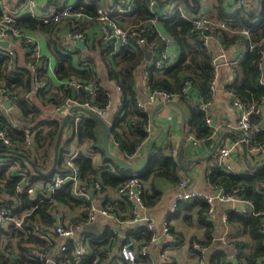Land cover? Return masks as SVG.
<instances>
[{
    "label": "trees",
    "instance_id": "1",
    "mask_svg": "<svg viewBox=\"0 0 264 264\" xmlns=\"http://www.w3.org/2000/svg\"><path fill=\"white\" fill-rule=\"evenodd\" d=\"M257 1L258 7L254 12L246 10L245 6L250 4L246 3L240 9L228 14L223 9L222 0H213L211 12L209 15L207 14L216 22L224 21L226 23L225 29L213 32L214 37L218 38L220 53L227 54L228 50L240 40L245 42L246 49L241 60L232 66L234 81L226 88L237 99L250 103H259L264 98V85L260 84L258 80L261 73L259 64L264 50V0ZM132 3L133 6L130 12L118 16L114 14V19L112 18L113 15L110 14L111 18L116 22L120 21L118 24L128 32L133 31V29L136 31L142 29L143 31L134 35L127 44L115 51H113V42H103L100 39V41H91V44L87 45L84 50L75 48L74 53H66L62 44H60L59 28L50 31L51 25H44L38 21L37 17L28 16L19 20V24L24 29L35 30L39 36L42 35L46 39L47 56L42 55L38 59L32 58L37 69L38 82L52 84L48 73V61L51 59L55 63L53 74L61 82L72 78L85 82L95 80L100 85L99 78L95 76V69L100 66L99 68H102L103 73L105 72L107 80L113 81L119 86L121 100L108 132L110 139L118 145L122 152V155H120L121 160L126 162L130 161L129 157L136 152L137 146L142 144L147 137L142 126L150 120V116L147 112H141L138 109L136 105L138 96L134 86L136 73L146 63V51L151 50L153 53L149 60L150 64L146 65V72L149 77L148 87L176 94L178 96L177 100L188 97L189 93L182 91L186 81L189 82L191 89L198 91L202 99H211L213 94H211L209 84L214 75L213 62L215 57L220 54L214 53L211 47L209 49L204 48L199 39L200 32L191 31L190 22L179 13L180 11H185L188 14L200 12L203 6L201 0H159L158 7L160 8L170 4H175L177 8L176 13L170 19L160 20L157 26L164 32L165 36L173 39L179 56L176 61L164 65L160 70L155 69L154 64L161 58L163 52V41L158 37L157 29L149 23L151 14L147 5L148 0H132ZM50 4L57 5L58 0H47L46 5ZM97 6V0H76L73 12L90 16L92 19L76 21L73 27L84 32L85 29L89 30L93 21H95ZM241 26L249 27L251 30L249 38L242 37L239 34ZM141 38L144 40L143 43H139ZM250 44L253 45V48L248 51ZM9 59L0 56V80H4L15 99L17 107L21 110L22 115L26 117L25 121L20 123L25 127L33 125L35 129L42 127V130L38 133L39 135L35 136L37 146L45 147L42 161L37 162L32 157L31 152L24 151V154L32 160L34 166L40 172H46L53 163L54 144L61 122L59 119L48 121L50 113L44 108L49 101L55 102L54 105L58 106L66 98H73L76 103L82 105L87 100V96L82 92L78 95L72 94L71 90L62 82L58 86H52V89L56 90V94L49 96L46 95L47 90L41 89L37 94L25 99L24 94L33 90L34 87L32 72L27 67L10 71L8 69L11 63ZM25 62L26 58L24 59ZM59 92L64 93L61 100L58 97ZM109 96V91L103 89L100 85V93L96 96L93 104L104 107L110 102ZM258 116L252 115L251 121L258 124L256 121ZM205 119L206 116L199 109V104L198 106L192 105L189 125L195 128L194 134L201 141H208L210 135V130L205 126ZM0 120L5 126L7 125L5 119L0 117ZM100 131L101 127L97 120L88 114L81 113V118L77 126L72 129L70 137L64 138L62 135L53 174L63 172V156L69 152L70 142L75 138L77 144L83 147V150L78 152L74 159L80 181L86 183L88 187H91L94 182H98L101 185L102 192L107 188H117L122 184L133 170L119 168V171H117L119 165L107 159L101 148L102 134ZM11 134L17 137L19 141L23 140L21 133L17 134L11 131ZM255 142L264 145V132L256 134ZM95 151H98L100 157L109 163L112 168L108 167L98 172L91 159V155ZM20 160L28 171V184L44 183L49 179L50 176L44 177L37 174L35 169L23 158L20 157ZM263 160L264 155L263 157L261 155V159H258L255 165H259ZM4 173V171H0V182L4 181L11 196L19 201L17 212L29 210L30 208H32V211L24 219L23 230L14 231L9 229L14 243L8 246L11 249L10 251L6 249L0 251V264H43L31 259L28 255L32 250L39 251L50 247L46 240L38 238L34 233V225L39 226L40 231L43 233L50 235L47 229L50 226V211L52 208L57 203L66 207L69 206V209H74L80 204L72 197L70 185L68 184L53 195L54 203L44 202L34 207V200L29 199L25 194L15 193L14 186L18 179L9 180ZM137 173L143 183L142 200L147 208L156 205L161 198V191L153 184L154 179L165 178L173 184L180 182L175 160L166 151L165 145H153L145 164ZM207 176L213 188L222 189L229 195L250 202L252 208V211L246 213L232 210L225 213V222L231 230L229 241L234 245L233 259L229 260L227 253L223 250L216 251L211 255L210 264H264V234L262 232L264 191L260 187L261 182L264 180V164L248 168L242 174L229 173L214 165L210 167ZM145 184H147V187H145ZM193 201L196 202L195 205L199 206V215L202 216L204 213L205 218L208 205L200 199ZM123 203L126 204V201ZM83 205L82 208H86V210L82 211L79 219H71V225L79 226L80 224L77 223L87 219L88 202L83 203ZM104 207L106 206L104 205ZM104 209L107 210L108 208ZM108 210L109 213H115L110 209ZM126 218L127 216L117 217L119 221ZM205 228L204 238L206 239L205 242H208L211 226L206 223ZM138 230L139 233H137L138 235L135 234L136 236L146 234L141 246L147 245L151 241L150 235L142 227H139ZM86 238L88 255L79 264H100L108 257V259L111 258L110 260L117 257L114 248L119 247L121 242L118 243L115 234L108 228L101 235H90ZM130 238L131 234H128L126 239ZM73 247V244L68 242L66 250L60 252V256H58L60 259L57 258L58 261L68 260L72 264ZM196 251L201 252L200 250Z\"/></svg>",
    "mask_w": 264,
    "mask_h": 264
},
{
    "label": "crops",
    "instance_id": "2",
    "mask_svg": "<svg viewBox=\"0 0 264 264\" xmlns=\"http://www.w3.org/2000/svg\"><path fill=\"white\" fill-rule=\"evenodd\" d=\"M1 1L6 6L10 5L11 6L10 9L15 10L18 13L22 11L23 13L20 19L31 16V17H37L39 21L40 17L51 12L54 8L58 7L62 1L65 0H58L57 5H52V4L46 5L47 0H1ZM234 1L235 0H222L223 9L228 14L233 13L230 10V6ZM212 2L213 0H201V3L203 5L201 7V11L209 15L211 12ZM97 3H98L97 8L102 7L103 9L108 10L110 14L113 15L112 16L113 19L115 18L114 14L118 16L123 13L130 12L124 10V7L122 5L120 4L115 5L114 3H108L107 0H97ZM247 3H250L248 6L247 5L245 6L248 12H254V10H256L258 7L257 0H249L247 1ZM157 7H158V3H157ZM164 7L162 8L158 7V8L163 9ZM28 11L30 13H28ZM74 19L76 21L87 20V19H81V16H77V15H74ZM76 21H71V22L67 21L59 26L51 25L50 31L56 28L60 29L58 35L60 44L63 45L64 38L67 36L69 31H71L74 28L73 24ZM90 27L91 28L89 30L85 29L86 37L85 40H83L85 43V47L87 45H90L91 41H100V39L97 36H95V33L98 28L97 22L93 21L92 26ZM156 29L158 32L164 34V32L160 28H158L157 25H156ZM32 32L38 37V48L41 54L47 56L48 49H47L46 39L42 35L39 36L37 31L34 30ZM5 42L7 43L6 45H8V40L0 41V45L3 46V43ZM75 42L73 43L74 46L72 48L71 53H74L76 50L75 48H78L75 45ZM3 47H7V46H3ZM210 47L213 49L214 53L221 52L217 37H214V39H212L210 43ZM245 49H246L245 42L241 40L237 44L233 45L231 49L228 50L227 54H225L230 65L229 66L221 65L218 70L216 88L211 99L209 100V105H208V114L212 121L211 125L214 126L215 131L214 133H211L210 131L209 138L207 139L208 141H201L199 138H197L194 134L195 128L189 125V121L191 118V106L192 105L198 106L199 104L198 91L190 88L188 90L189 94L188 97H186V99L168 101V102L156 100L153 104L147 106L146 112L150 116L151 121L152 118L155 121L153 128L155 134L154 137L152 138L154 139V142L152 143L149 151L147 152L146 146L150 141L145 140L142 144L137 146L136 152L131 157H129L130 161L129 162L124 161V162L128 164L140 165L143 163V161L147 160V157L150 151L152 150L153 145H162V146L165 145L166 151L175 160L178 169L177 174L179 176V179L181 180L184 178L186 180L185 190L195 191L207 195L212 194L213 185L209 183L207 175L210 171V167H213L214 164L216 163V150L220 145L232 141H238L240 138V133L237 130H235L236 108L232 104L234 95L231 92H229L226 87L233 83L234 74H233L232 66L237 64L241 60ZM145 54L147 55L148 59H145L146 61L145 65L143 64L140 70L136 73V79L134 83L136 95L141 101H145L147 98L148 89L145 83L144 72L146 71V65L148 66L150 64L149 60L153 56L151 50H147ZM178 56H179V52L175 45V50L170 56L171 60L169 61V63L176 61L178 59ZM24 59H25L24 50L16 49L15 56L12 59H9L11 63L9 64L8 69L10 71H15L18 68H22V67L26 68ZM54 65L55 63L52 62L51 59H49L48 73L52 84L50 85L45 84V86L42 88L48 91L46 95L49 96L56 94V90L52 89V86L53 87L58 86L62 82L67 80L66 79L61 82L60 80H57L55 78L53 74ZM99 67L100 66L96 67L95 69V76L99 78L100 80L99 83L101 87L109 91L110 94L109 108L106 111V113L102 116L103 120L107 123L109 129L111 126L112 119L116 115V111L121 100L120 98L121 95L120 92L117 91L115 88V82L107 80V78L105 77V72L103 73L102 68ZM84 68L86 67L84 66ZM259 68L261 70V79L264 85V50L261 55ZM71 92L72 94H74L72 90ZM34 94L37 93H31V95ZM63 96L64 93L59 92L58 97L60 98V100L62 99ZM54 103L52 101H49L47 106L44 108L47 112L49 111L50 113L49 118L51 117L53 110L56 106L54 105ZM72 106H78V105H72ZM16 110L18 115H15L13 112H11L10 115L12 116V121L14 123L17 122L20 125L21 124L20 122L25 121L26 117L22 115V112L18 107ZM74 113H78L81 115V112L78 111ZM64 114L57 115L53 120L59 119L61 122V118ZM15 118H17L16 122H15ZM48 121H52V120L48 119ZM256 121L258 123V126L264 128V103L261 106V111L259 116L256 117ZM68 123L66 124V126L68 125ZM8 125L9 124L7 123L6 126ZM66 126L64 127L63 130L64 133H62L64 138H68L70 137V134H72L71 132L72 129L68 130L70 128L69 126H67V129L65 130ZM205 126H207L209 130H211L209 125L206 124ZM31 127H33V125ZM41 130L42 127L41 128L38 127L36 129L35 136H38L39 135L38 133ZM100 132L102 134L101 138L103 140L102 128ZM63 136H61V138ZM193 140H199L197 141V145L192 144ZM34 147L35 150L32 153V157H34L37 162H41L45 147H38L36 144V139H35ZM101 148H102V143H101ZM108 148L110 154L113 157L121 160L120 155H122V152L118 147V145L110 139L109 135H108ZM1 149L4 148L0 146V154L6 153ZM82 150L83 147L79 146L77 144L76 139L73 138L69 145V152L78 153ZM13 155L17 156L20 159V156L16 154ZM263 155L264 154H262V157ZM106 158L119 165L117 171H119V168L127 169L120 162L115 161L109 158L108 156H106ZM91 159L98 172L108 167L112 168L109 163L105 162L103 158L100 157L98 151L92 153ZM258 159H261V155L259 156V158L256 159L251 158L246 153L245 147L242 144H238L236 149L231 154L230 163L233 166L235 173L242 174L248 168L258 167L260 164L264 163L263 160L261 163H259V165H255ZM153 184L161 191V198L156 205L150 208L145 207L143 204V208H141L140 212L142 215L150 217L157 226L167 225L168 228L170 229V234L173 240L167 242L166 237H164L163 235H159L154 241L152 242L150 241L147 244L149 245L148 247L149 256L147 257L138 256L137 264H199V262L201 261L200 260L201 257L203 258L202 264H210L211 255L214 252L221 250L227 253L229 260L233 259L232 256L234 251L233 250L234 245L233 243H231V241H229L231 230L228 228L225 222V213L231 210L232 202L230 201L218 202L215 205L213 215L211 217L205 216L204 218V213L202 216L199 215L198 212L199 206L197 204L195 205L196 202H194L193 200L180 201L179 203H177V206L175 208L172 207V200L180 188L179 181L176 184H173L170 181H167L165 178H156L153 180ZM145 187H147V184H145ZM117 189L118 187L107 188L103 192L101 191V193L92 192V190H90V193L88 194L89 200H85V199H75L72 195L71 186H70L71 195L75 200L79 202L80 206L74 209H69V206H67L68 207L67 208L64 205L60 203L56 204L55 202L56 205L50 211V216L52 218L53 212L58 211L63 217V223L66 226L69 225L72 226L71 219L73 218L79 219L82 214V211L86 210V208H82L84 207L83 203L85 202H88V206L94 205L98 208H102L105 205L108 209L115 212L119 217L127 216V218L124 220L120 219L124 223H120L118 225H113L112 220L102 215H96L93 221H88L87 219H85L83 222L77 223L80 224L79 225L80 227L74 231L73 241L76 242L81 237H85L86 250L88 247L86 236L101 235V233H103L104 230L107 228L111 231L112 228H115L121 234L122 233L129 234V232L136 227L132 223H127V221L130 218H132L131 205L123 196H121L117 192ZM124 201H126V204L123 203ZM110 213L114 216H117L115 213L112 212ZM206 223H208L211 226L210 239L208 240V242H205L206 239L204 238ZM34 229H35L34 233L37 235L38 238L46 240L47 243L50 244V254L56 260V264H70V261L68 260L58 261V259H60L58 256H60V252H61L59 251V248L62 245L61 242H64L67 245L68 242L70 243V241L68 240L65 241L63 239H60L54 234V231L51 227V221H50V226L47 229V232H49L50 235H47L42 231H40V227L37 225H34ZM1 232L2 233L0 234V251L3 249L10 251L11 249H9L8 246L13 245L14 243L10 231L9 229H7V230H2ZM145 235H146L145 233L139 236H136L135 234H131V239H133V242L135 244V249H138L139 246L143 245V239H145ZM115 236L119 243L120 242L119 237H117L116 234ZM196 245L199 247V249L193 248ZM196 250H200L201 252ZM34 251L36 252V250ZM118 251H119V247L114 248V252L116 253V254L114 253L115 256H118ZM161 254H164L165 257L162 258L160 256ZM28 255L30 256V252ZM73 259H74V247H73L72 260ZM107 259L101 261L102 263L100 264H109L111 258L108 260ZM78 262L81 263L80 260Z\"/></svg>",
    "mask_w": 264,
    "mask_h": 264
},
{
    "label": "built area",
    "instance_id": "3",
    "mask_svg": "<svg viewBox=\"0 0 264 264\" xmlns=\"http://www.w3.org/2000/svg\"><path fill=\"white\" fill-rule=\"evenodd\" d=\"M76 0H65L61 4L54 8L51 12L43 15L39 18V21L44 25H56L59 26L67 21H76L74 15L81 16V19H92L90 16L82 15L80 13L73 12L74 2ZM159 0H148V9L151 17L149 23L156 28V25L160 20L170 19L177 11L175 4L166 5L163 9L157 7ZM108 3L120 4L124 7V10L131 11L133 6L132 0H107ZM247 0H235L230 6V10L234 12L246 5ZM115 9V7H114ZM113 9V10H114ZM21 12H16L15 10L7 7L0 0V41L8 40L7 47L0 45V56L8 57L12 59L16 54V49H23L26 58L25 66L29 68L32 72L34 79V87L31 92L24 94V98H28L31 93H38L44 86L45 82L37 81V69L32 58L38 59L42 56L38 48V37L30 30L24 29L20 24L22 16ZM28 13H30L28 11ZM180 15L187 19L191 24V31H199V39L202 42V46L209 49L212 39H214L213 32L221 29H225V22H216L211 17L207 16L205 12H198L194 14H188L185 11H180ZM95 21L98 24L95 36L101 39L103 42H113V51L117 50L119 47L128 43L134 35L139 34L143 30L128 32L123 29L118 22L112 20L110 12L102 7L96 9ZM239 33L245 37L249 38L251 30L249 27L241 26ZM86 34L83 30L78 28H73L63 40V48L66 53H71L73 48V43L78 40H85ZM158 37L163 41V52L161 58L157 60L154 64L155 69L160 70L164 65L168 64L171 60L170 56L175 50V44L173 39L169 36L158 32ZM144 40L141 38L139 43H143ZM15 43V44H14ZM253 45L248 46V51H251ZM28 57V59H27ZM220 59V63H215ZM221 65L229 66V61L225 54H218L213 62L214 75L210 81L209 87L211 94L214 93L216 88L217 73ZM147 67V66H146ZM145 83L147 85L148 93L145 101H141L139 98L136 101V105L141 112H146L147 106L153 104L156 100H161L164 102L176 101L178 96L176 94L168 93L166 91L160 90L158 88L150 89L148 87L149 77L147 72H144ZM259 83L263 85L261 79V73L258 78ZM70 90L78 95L80 92L87 96V100L84 104L80 105L76 103L73 98H66L61 105L54 108L50 120H53L57 115L64 114L72 105H78L86 109H90L100 117H102L109 108L110 103L106 104L104 107H99L93 104L96 96L100 93V85L95 81H81L76 79H67L64 81ZM189 82L186 81L182 91L188 92L190 89ZM115 88L120 92V88L115 84ZM8 103V108H5L4 103ZM264 103V98L260 100L259 103L244 102L236 97L233 98L232 104L236 108V121L235 130L240 133V138L238 141H232L220 145L216 150V163L215 166L220 169L235 173L233 166L230 163V158L232 152L236 149L238 144H242L248 156L251 158H259L260 155L264 154V145L255 142L256 134L259 132H264V128L258 126V124L251 121V116H258L261 111V106ZM209 100L202 99L199 96V109L205 114V123L209 125L211 133H214L215 129L212 126V121L208 114ZM17 105L11 92L7 88L6 83L3 79L0 80V117L4 118L8 126H5L0 121V146L7 150L15 151H28L33 153L35 150V133L36 129L34 127H24L16 122L12 121L13 112L15 115L17 113ZM81 115L78 113H73L70 115L68 126L70 129H74L79 122ZM154 124L151 119L142 126V129L146 132V141L152 140L154 137ZM11 131L17 134L23 135V140L19 141L17 137L11 134ZM198 140H193L192 144L197 145ZM75 152H68L64 154L62 160V166L64 168L62 173L51 174L49 179L44 183L28 184V171L22 165L21 160L9 153L0 154V171H4V175L7 179H18L15 183L14 190L17 194H25L30 199L35 201L34 207L40 205L41 203H54L53 195L64 188L66 185L71 186L72 195L75 199H85L89 200L88 194L90 190L92 192L99 193L101 191V185L98 182H94L91 187H88L86 183L80 181L78 176V171L74 165V159L76 157ZM186 180L183 178L180 180V188L172 200V207L175 208L177 203L180 201L203 200L208 205L207 216L211 217L214 213L215 205L218 202H232L231 210L246 213L247 211H252L251 203L234 195H229L222 189L213 188L212 194H201L195 191L185 190ZM261 189L264 191V180L260 184ZM117 192L123 196L131 205V216L127 223H132L135 228H133L129 234L139 233L138 228L141 226L151 238V242L154 241L159 235L166 237L167 242L172 241L173 238L170 234V229L167 225L157 226L154 221L147 216L141 214L140 210L143 208V183L139 178L137 171H132L125 181L118 186ZM19 209V201L11 196L9 190L5 186V182H0V231L2 230H23V222L25 217L32 211L17 212ZM96 215H102L104 217L112 220L113 225H118L124 223L119 221L116 216L110 214L104 208H98L94 205H90L87 210V220L93 221ZM140 225V226H138ZM51 227L54 234L65 241H70L74 246V259L72 264H79V260H83L87 257L88 252L86 250V239L81 237L78 241H73L74 231L80 226H66L63 223V217L58 211L53 212L51 218ZM112 232L119 237L121 244L119 245L118 256L111 260L109 264H137L138 256L147 257L149 256L148 247L149 245L139 246L135 249V244L133 239H126L128 234L119 233L115 228H112ZM262 232L264 234V222L262 223ZM62 245L59 251L66 250V243L61 242ZM193 248L199 249L196 245ZM163 253V252H162ZM162 258L165 257L164 254L160 255ZM30 257L43 264H56V260L50 254V247L39 251H30ZM199 264H202L203 261Z\"/></svg>",
    "mask_w": 264,
    "mask_h": 264
},
{
    "label": "water",
    "instance_id": "4",
    "mask_svg": "<svg viewBox=\"0 0 264 264\" xmlns=\"http://www.w3.org/2000/svg\"><path fill=\"white\" fill-rule=\"evenodd\" d=\"M7 43H3V46H7L6 45ZM75 45L80 48V49H84L85 47V43L83 40H78L75 42ZM146 59L147 58V55H146ZM215 63H220V59H218L217 61H215ZM175 104V103H174ZM4 106L7 108L8 107V103H4ZM81 112V113H85V114H88L90 116H92L95 120L98 121V123L100 124V127L102 128L103 130V140H102V150L104 151V153L106 154V156H108L109 158L115 160V161H118L120 162L124 167H126L127 169H130V170H133V171H139L142 169L145 161H143L142 164L140 165H134V164H128L120 159H117L115 157H113L110 152H109V148H108V125L107 123L103 120L102 117H100L99 115H97L96 113H94L93 111H91L90 109H86V108H83L81 106H71L69 109H68V112L65 113L62 118H61V125L59 127V130H58V134H57V138H56V141H55V144H54V159H53V163H52V166L50 167V169L47 171V172H40L33 164L32 160L30 158H28L23 152H19V151H11V150H7V149H1L2 151L4 152H10V153H13V154H16L22 158H24L34 169L35 171L39 174V175H42L44 177H49L53 171H54V168H55V165H56V162H57V155H58V147H59V144H60V141H61V136H62V133H63V130H64V127L66 126V124L68 123V120H69V117L72 113L74 112ZM152 122L153 124H155V121L154 119L152 118ZM154 142V139L150 140V142L147 144L146 146V151L148 152L149 149H150V146L152 145V143ZM264 163L260 164L259 166L263 165Z\"/></svg>",
    "mask_w": 264,
    "mask_h": 264
},
{
    "label": "rangeland",
    "instance_id": "5",
    "mask_svg": "<svg viewBox=\"0 0 264 264\" xmlns=\"http://www.w3.org/2000/svg\"><path fill=\"white\" fill-rule=\"evenodd\" d=\"M11 4V3H10ZM10 5H8L7 7H9ZM9 8H11V6L9 7Z\"/></svg>",
    "mask_w": 264,
    "mask_h": 264
}]
</instances>
